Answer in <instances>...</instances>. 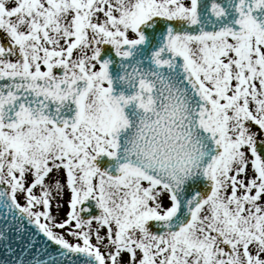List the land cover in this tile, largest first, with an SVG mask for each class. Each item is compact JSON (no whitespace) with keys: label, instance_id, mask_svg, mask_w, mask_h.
<instances>
[{"label":"snow or ice","instance_id":"6c2138e0","mask_svg":"<svg viewBox=\"0 0 264 264\" xmlns=\"http://www.w3.org/2000/svg\"><path fill=\"white\" fill-rule=\"evenodd\" d=\"M0 264H264V0H0Z\"/></svg>","mask_w":264,"mask_h":264}]
</instances>
